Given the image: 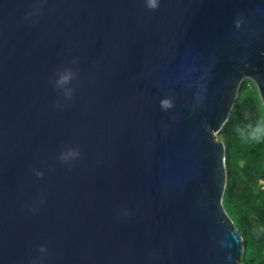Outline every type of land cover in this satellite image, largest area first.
<instances>
[{
  "label": "water",
  "instance_id": "obj_1",
  "mask_svg": "<svg viewBox=\"0 0 264 264\" xmlns=\"http://www.w3.org/2000/svg\"><path fill=\"white\" fill-rule=\"evenodd\" d=\"M247 79L264 107V0H0V264H242Z\"/></svg>",
  "mask_w": 264,
  "mask_h": 264
},
{
  "label": "trees",
  "instance_id": "obj_2",
  "mask_svg": "<svg viewBox=\"0 0 264 264\" xmlns=\"http://www.w3.org/2000/svg\"><path fill=\"white\" fill-rule=\"evenodd\" d=\"M218 140L227 172L223 206L245 244L242 264H264V107L245 80Z\"/></svg>",
  "mask_w": 264,
  "mask_h": 264
},
{
  "label": "clouds",
  "instance_id": "obj_3",
  "mask_svg": "<svg viewBox=\"0 0 264 264\" xmlns=\"http://www.w3.org/2000/svg\"><path fill=\"white\" fill-rule=\"evenodd\" d=\"M158 0H148V6L155 8L157 6ZM71 79V73L70 72H65L61 74L57 80L58 85H63L67 83Z\"/></svg>",
  "mask_w": 264,
  "mask_h": 264
},
{
  "label": "rangeland",
  "instance_id": "obj_4",
  "mask_svg": "<svg viewBox=\"0 0 264 264\" xmlns=\"http://www.w3.org/2000/svg\"><path fill=\"white\" fill-rule=\"evenodd\" d=\"M249 82L253 83V81L251 79H247Z\"/></svg>",
  "mask_w": 264,
  "mask_h": 264
}]
</instances>
